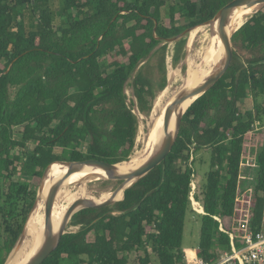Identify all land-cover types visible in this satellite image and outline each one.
<instances>
[{
	"label": "trees",
	"instance_id": "obj_1",
	"mask_svg": "<svg viewBox=\"0 0 264 264\" xmlns=\"http://www.w3.org/2000/svg\"><path fill=\"white\" fill-rule=\"evenodd\" d=\"M231 1L0 0V264L24 231L45 169L60 161L129 160L139 132L134 110L148 116L167 86L168 43L174 42L177 67L187 31ZM230 43L229 66L184 112L165 159L119 201L74 213L69 224L78 229L63 234L42 264H187L195 256L213 264L231 252L230 235L240 248L239 216L248 201L240 174L250 135L258 131L263 145L248 224L260 230L264 6ZM202 153L209 157L204 182L195 168L205 162ZM193 182L203 208L199 241L196 249H183Z\"/></svg>",
	"mask_w": 264,
	"mask_h": 264
},
{
	"label": "bare ground",
	"instance_id": "obj_2",
	"mask_svg": "<svg viewBox=\"0 0 264 264\" xmlns=\"http://www.w3.org/2000/svg\"><path fill=\"white\" fill-rule=\"evenodd\" d=\"M262 7L263 3H249L233 9L223 19L220 25L221 32L229 37L234 30L239 28ZM218 33V22H207L188 31L185 45L186 55L185 58L183 57L186 74L181 77L180 86L176 90H172V87L168 85L165 91H161L157 95L153 109L149 114L147 130L141 140L142 146L130 156L129 160L114 165L111 169L114 174H125L154 154L165 135L164 119L169 106L172 105L178 95L203 82L220 67L224 58V48ZM215 61L216 66L212 72ZM172 77L173 74L170 73V79ZM193 100H195V97L186 100L179 106L178 111L172 116L169 127L170 132L174 131L176 119L185 112ZM54 163L50 165L39 188L35 206L28 218L24 239L21 244L15 247L8 264H24L41 245L42 233L45 230V199L51 186L65 176L68 168L67 165L61 162ZM98 179H105L104 172L93 165H84L63 181L56 195L52 211L51 227L54 233L59 229L67 209L76 200L90 199L95 202H102L114 195V188L102 190L99 195L87 188V183ZM133 182L131 181L121 188L114 200L123 194L124 190Z\"/></svg>",
	"mask_w": 264,
	"mask_h": 264
},
{
	"label": "water",
	"instance_id": "obj_3",
	"mask_svg": "<svg viewBox=\"0 0 264 264\" xmlns=\"http://www.w3.org/2000/svg\"><path fill=\"white\" fill-rule=\"evenodd\" d=\"M249 3H263V6H264V0H232L231 2H229L228 4H226L225 6L220 8L218 10V12L215 14V16L209 21V22H218V25H219V33L218 34H219L220 41H221L223 48H224L223 61L220 65V67L213 74H211L206 80H204L203 82L187 89L186 91H184L183 93L178 95L177 98L172 103V105L169 106V108L166 111L165 119H164L165 135L161 141L160 146L158 147V149L154 152V154L151 157H149L145 162H143L139 166H136L131 171H129L125 174H114L111 171V169L116 164H110V163L103 162L100 160L88 159V160H83V161H78V162H63V161L61 162L60 161L61 163L67 165V167H68L66 170V174L63 178H61L60 180L55 182L53 184V186H51V188L49 189V192H48L47 197L45 199V208H44L45 230L42 233V242H41L39 249L24 264H42V262L57 248L59 241L61 239V236L66 233V231H65L66 225L74 213H76L80 209L90 208V207H104V206H108V205L113 204L114 202L119 201V200L115 201L114 198L121 188H123L129 182L134 181L133 183H131L127 187V188H129L136 181H138L140 178L145 176L150 170H152L154 167H156L158 164H160L165 159V157L170 152V150H171V148H172V146H173V144L177 138L180 123H181V118H182V115L184 114L183 113L181 116H179L176 119L174 131L170 132L169 127H170L171 119H172V116L174 115V113H176L178 111L179 106L183 102H185L186 100H189L193 97H195V100H196L198 97H200L202 94H204L223 75V73L226 71L227 67L230 64V61L232 58V47H231V43H230V36L231 35L229 37H226L221 32L220 25H221L223 19L233 9H235L241 5L249 4ZM236 30H234V31H236ZM184 34H186V32H184L182 35H184ZM195 100H193V102ZM121 163H118V164H121ZM50 165L45 169V171L43 173L42 180L44 179ZM84 165H93L97 168H100L104 172L105 178L107 180H115V181L120 180L121 183L115 189L114 195L105 201L95 202V201L90 200V199H79V200H76L75 202H73L69 206V208L67 209V212L63 217V220H62V223H61L59 229L57 230L56 233H54L52 231V227H51V218H52V211H53V207H54V203H55V199H56V195L58 193V190L60 189L64 180H66L73 172L80 170ZM123 197H124V192H123ZM123 197H122V199H123ZM27 222H28V220H27ZM27 222L25 224L24 231H23L22 235L20 236L18 242L16 243V245L12 249L11 253L7 257L4 264H8L10 262L11 257H12V253H13L15 247L22 243V241L24 239V232L26 229Z\"/></svg>",
	"mask_w": 264,
	"mask_h": 264
},
{
	"label": "rangeland",
	"instance_id": "obj_4",
	"mask_svg": "<svg viewBox=\"0 0 264 264\" xmlns=\"http://www.w3.org/2000/svg\"><path fill=\"white\" fill-rule=\"evenodd\" d=\"M189 31V30H188ZM188 34V32H187ZM187 34L185 37H187ZM173 41L168 43V56H167V62H168V69H167V86L170 85L172 87V90H176L180 86V79L181 77L185 76L186 74V65L184 64V59L182 62L177 66L173 67L171 63V55L173 51ZM186 53V50H185ZM186 55V54H185ZM185 58V57H184ZM184 68H183V67ZM182 70V71H181ZM170 73L173 74V77L170 79ZM166 86V88H167ZM166 88L163 90L165 91ZM159 94V93H158ZM157 94V95H158ZM126 95L128 97V103L130 104V101H134L133 92L130 86H127L126 88ZM157 97V96H156ZM156 99V98H155ZM152 102V107L154 106V101ZM153 109V108H152ZM151 109V110H152ZM135 112L138 114V120H139V132L136 139V146L132 154L140 147L142 146V138L144 132L147 130V122L149 120L150 115L144 116L142 114H139L136 110ZM151 113V112H150ZM18 130L17 128L15 129ZM254 134V135H253ZM251 134V140L248 144V147L251 148V151L245 152L244 158H243V167L245 168V171L242 168L241 174H240V188L241 190L246 191L247 195L246 198L248 201L244 203L245 210L242 211V214L239 216V220L241 221V224L244 223L247 225L248 223V216H249V210H250V200L253 198V189L256 182V173L258 169V154L260 153L263 145V134L262 131H258L257 133ZM33 146L30 145V148ZM82 149L86 151V144L82 145ZM204 163L201 164L199 161L195 163L196 171L199 174V177L197 179L201 182L205 181V173L208 171V164H209V157L206 155V153H202ZM43 177V176H42ZM42 179L39 180L35 185L37 195L39 188L42 184ZM105 184V185H104ZM194 189H196V183L193 182ZM118 182L115 180H107L105 179H98L92 182L87 183V188L91 191H93L96 195H99L102 190L114 188V190L117 188ZM192 192L193 188H192ZM196 202V203H195ZM192 203V212L188 211L186 216V224L184 228L183 233V243L182 248L183 249H196L198 246L199 241V234H200V215L197 214V212L201 211V204L197 201ZM240 214V211H239ZM70 220L68 221L66 225V232H74L78 229V227L70 226L69 224ZM245 225V226H246ZM247 228V227H246ZM244 230V229H243ZM91 238V237H90ZM187 259V258H186ZM191 261L186 260V263L189 264Z\"/></svg>",
	"mask_w": 264,
	"mask_h": 264
},
{
	"label": "built area",
	"instance_id": "obj_5",
	"mask_svg": "<svg viewBox=\"0 0 264 264\" xmlns=\"http://www.w3.org/2000/svg\"><path fill=\"white\" fill-rule=\"evenodd\" d=\"M135 111V110H134ZM194 191V185L192 184ZM192 203L195 202L193 192L191 193ZM196 203V202H195ZM219 221V218L216 217ZM246 225V224H245ZM244 227L243 236L239 237L241 247L237 248L233 244L234 235H230L232 250L230 253H223L217 262L213 264H264V223L259 231L254 233L249 224ZM247 227V228H246ZM189 264H212L206 260L195 256Z\"/></svg>",
	"mask_w": 264,
	"mask_h": 264
},
{
	"label": "crops",
	"instance_id": "obj_6",
	"mask_svg": "<svg viewBox=\"0 0 264 264\" xmlns=\"http://www.w3.org/2000/svg\"><path fill=\"white\" fill-rule=\"evenodd\" d=\"M203 213V208L201 206V211L197 212V214H202ZM187 260V259H186Z\"/></svg>",
	"mask_w": 264,
	"mask_h": 264
}]
</instances>
